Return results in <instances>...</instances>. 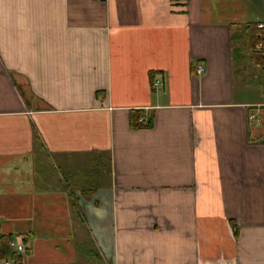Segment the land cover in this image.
Segmentation results:
<instances>
[{"label": "crops", "instance_id": "1", "mask_svg": "<svg viewBox=\"0 0 264 264\" xmlns=\"http://www.w3.org/2000/svg\"><path fill=\"white\" fill-rule=\"evenodd\" d=\"M254 23L264 0H0V235L20 264H264Z\"/></svg>", "mask_w": 264, "mask_h": 264}, {"label": "trees", "instance_id": "2", "mask_svg": "<svg viewBox=\"0 0 264 264\" xmlns=\"http://www.w3.org/2000/svg\"><path fill=\"white\" fill-rule=\"evenodd\" d=\"M175 3L181 0H172ZM258 23L249 24L245 26L246 34H247V45L251 51V58L254 64H260V66L264 67V32L258 31L256 29ZM261 34V36H259ZM258 43H261L262 49L260 51H257L255 49L256 45ZM140 113L139 112H133L132 113V124H137L138 119H140ZM140 123V122H139ZM141 125V123H140ZM143 125V124H142ZM141 125V126H142ZM89 187H85V190H88ZM93 192L85 193L86 195H90ZM10 242L11 237L10 236H1L0 235V260L4 259H11L14 264H20L19 258L15 255V253L10 248Z\"/></svg>", "mask_w": 264, "mask_h": 264}, {"label": "built area", "instance_id": "3", "mask_svg": "<svg viewBox=\"0 0 264 264\" xmlns=\"http://www.w3.org/2000/svg\"><path fill=\"white\" fill-rule=\"evenodd\" d=\"M256 29L258 31H262L264 32V23H258L257 26H256ZM259 36H261V34H259ZM262 44L261 43H258L255 47V49L257 51H260L262 49ZM264 57V56H263ZM204 72V67L202 65H196L195 66V73L196 74H200ZM163 86V82L160 81V80H157L155 81V83H153V88H156V87H161ZM140 123L145 125V122L143 119L140 120ZM10 248L12 249V251L15 253V255H19L20 253H23L24 252V248L22 245H19V244H15L13 241L10 242ZM4 264H13L11 261H5Z\"/></svg>", "mask_w": 264, "mask_h": 264}]
</instances>
